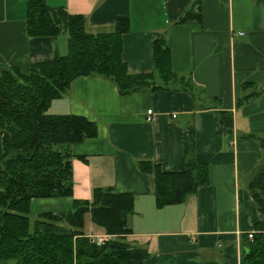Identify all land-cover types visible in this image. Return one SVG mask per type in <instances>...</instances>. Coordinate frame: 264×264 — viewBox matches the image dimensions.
<instances>
[{
    "label": "crops",
    "instance_id": "1",
    "mask_svg": "<svg viewBox=\"0 0 264 264\" xmlns=\"http://www.w3.org/2000/svg\"><path fill=\"white\" fill-rule=\"evenodd\" d=\"M46 2L83 16L91 33H110L117 20L127 19L122 57L133 73L155 70V44L165 39L173 71L194 87L176 83L122 93L108 78L76 77L48 112L83 116L96 122L98 133L66 148L72 196L36 198L33 205L92 202L96 188H111L135 198L125 238L145 250L143 264H241L249 233L264 217L249 189L264 161V0ZM27 4L0 0V75L13 69L27 74L31 63L69 53L67 32L28 34ZM218 110L233 113L231 137L218 132ZM190 155L208 165V183L184 201L159 205L156 169L182 172ZM87 216L97 230L85 229L87 235L111 237Z\"/></svg>",
    "mask_w": 264,
    "mask_h": 264
},
{
    "label": "trees",
    "instance_id": "2",
    "mask_svg": "<svg viewBox=\"0 0 264 264\" xmlns=\"http://www.w3.org/2000/svg\"><path fill=\"white\" fill-rule=\"evenodd\" d=\"M27 13L30 36L67 32L69 53L33 62L27 74L13 69L0 75V264H143L145 250L125 238L132 230V194L96 188L92 202L74 199L68 210L44 211L31 219L34 199L72 196V154L66 148L98 133L94 121L74 114L54 115L48 109L83 75L108 78L122 93L145 86H194L173 71L170 48L163 38L155 44V70L131 72L122 57L127 19L117 20L110 33H91L83 16L50 7L46 0H28ZM233 122L231 111H217L220 134L231 137ZM260 139L264 146V137ZM155 175L157 201L164 206L184 201L208 183L209 167L190 155L184 171L157 168ZM249 189L264 215V161L252 175ZM88 214L113 238L99 243L87 235ZM257 229L246 242L241 264H264V217Z\"/></svg>",
    "mask_w": 264,
    "mask_h": 264
},
{
    "label": "rangeland",
    "instance_id": "3",
    "mask_svg": "<svg viewBox=\"0 0 264 264\" xmlns=\"http://www.w3.org/2000/svg\"><path fill=\"white\" fill-rule=\"evenodd\" d=\"M71 207L70 204H66L64 202H51V203H45V204H34L32 207V212L30 214L31 219L35 220L36 218H38L39 213L44 212V211H52V212H62L64 210H68ZM88 217V216H87ZM91 226L96 227V223H94L92 221V223H90ZM98 226V225H97ZM85 229L87 231H92L93 233H96V228L94 230H91V228H89V220L86 219V223H85ZM90 229V230H89ZM113 238V237H110ZM108 238V239H110Z\"/></svg>",
    "mask_w": 264,
    "mask_h": 264
},
{
    "label": "built area",
    "instance_id": "4",
    "mask_svg": "<svg viewBox=\"0 0 264 264\" xmlns=\"http://www.w3.org/2000/svg\"><path fill=\"white\" fill-rule=\"evenodd\" d=\"M152 113H153L152 109L148 110V116H147L148 120L152 119V117H151ZM254 233H255V231L249 233V238L250 239L254 238ZM97 241L100 243V240H97Z\"/></svg>",
    "mask_w": 264,
    "mask_h": 264
}]
</instances>
